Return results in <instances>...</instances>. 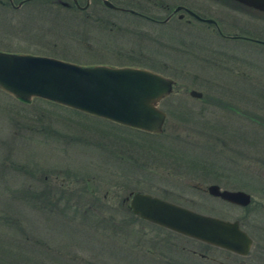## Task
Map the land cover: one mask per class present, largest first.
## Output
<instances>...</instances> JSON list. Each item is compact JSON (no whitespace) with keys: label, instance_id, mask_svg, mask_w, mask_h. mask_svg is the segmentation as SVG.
<instances>
[{"label":"rangeland","instance_id":"rangeland-1","mask_svg":"<svg viewBox=\"0 0 264 264\" xmlns=\"http://www.w3.org/2000/svg\"><path fill=\"white\" fill-rule=\"evenodd\" d=\"M159 1L191 4L221 18L228 33L244 31L248 24L253 35L264 38V15L242 11L228 0ZM214 48L255 61L248 83L253 92L246 80L232 78L228 54H220L222 62L215 60ZM0 50L82 65L144 66L175 82L158 102L166 113L160 133L39 98L22 101L0 89V263L264 264L263 44L222 37L205 23L175 15L164 23L150 22L103 7L99 0H87L83 10L51 0H25L18 6L0 0ZM190 88L202 95L190 96ZM75 174L89 178L98 196L107 190L115 206L123 192L139 190L238 219L252 239L249 252L240 255L148 223L123 208H101L99 215H111L107 223L88 224L80 222V215L69 217L71 209L61 216L55 205L41 210L31 205L30 190L45 196L51 182L57 195L59 178ZM186 179L242 189L250 202L240 206L221 200L186 185ZM67 196L68 201L74 197ZM61 217L68 222L57 224Z\"/></svg>","mask_w":264,"mask_h":264},{"label":"water","instance_id":"water-1","mask_svg":"<svg viewBox=\"0 0 264 264\" xmlns=\"http://www.w3.org/2000/svg\"><path fill=\"white\" fill-rule=\"evenodd\" d=\"M23 1L13 4L8 0L12 6ZM101 1L106 6L134 12L109 0ZM233 1L264 15V0ZM71 2L78 5L76 0ZM85 5L86 2L81 7ZM182 7L176 5L173 11ZM174 84L171 77L144 66L82 65L46 54L0 50V89L8 94L22 100L38 96L151 133L163 130L166 113L158 102L172 91ZM188 94L200 97L201 91L190 88ZM205 190L240 206L250 202V194L242 189L209 183ZM124 199L128 200L127 207L132 213L150 222L240 255L249 252L252 239L238 219L203 213L139 190L127 191Z\"/></svg>","mask_w":264,"mask_h":264},{"label":"flooded vegetation","instance_id":"flooded-vegetation-1","mask_svg":"<svg viewBox=\"0 0 264 264\" xmlns=\"http://www.w3.org/2000/svg\"><path fill=\"white\" fill-rule=\"evenodd\" d=\"M76 1L78 4L77 6L74 5L73 3L72 4L78 10H83L87 7V1H85L86 5L84 7H81V6H83L85 2L83 4H80L78 2V0H76ZM99 1L103 7H106L108 9L124 10L126 12H129L126 9H120V8L118 9V8H112V7L106 6L102 3L101 0H99ZM109 1L118 7L133 9L134 12H129V13H131L137 17L144 18L145 20L150 21V22L164 23V22H167L173 15H175L178 19H183L184 21H187V22H190L191 19H194L196 21L205 23V25L207 27H210L211 30L215 31L217 34H219L222 37L247 39V40L259 42V43L264 45V38H262L261 36L253 35L251 33V30H250L251 29L250 25L246 24L247 26L243 27L244 31L239 29L238 31L236 30V31H232V32L228 33L226 31H224L221 27V23H220V20L222 21L221 18H219V17L215 18L212 15L202 13V12L198 11L197 8L193 7L191 4L187 5V4L177 3L175 5H170L164 1H159V0H109ZM232 4H234V6L240 8L242 11L244 9L246 12H248V11L251 13L256 12L258 15V11H255L252 8L247 7L248 9H246L245 7H242L243 5H241L239 3L238 4L232 3ZM176 5H182L185 8H188L190 11H192L193 14L189 13L184 7L177 9L176 11H173V8ZM67 6L69 7V5H67ZM160 10L165 12V14L162 17H159L156 14V12L160 11ZM185 15H187V17ZM201 18H203V19H201ZM206 18H210L211 21H206L205 20ZM213 52H215V54H216L215 60L218 61V59L220 58L221 62L224 59L220 57V54L221 55H224V54L227 55L228 54L230 56V59L232 62H231V65L229 67H226V68H228V70H230V73L232 74V78L240 79L242 81L246 80V84H247L246 89L249 91L252 90L251 92L254 91L253 88L250 87V85H248V83L251 82L250 78L252 76V73L250 72V70H252V68L256 65L255 61L251 60V58L247 57V55H245V54H242V53L239 54V53L233 52V51H230V52L227 51L226 52V50H224V49L221 50L219 48H214ZM221 65H222V63H221ZM201 95H202V92H201ZM67 172H70V171H67ZM70 176H72V178H68V175L66 178H64V177L59 178V184L57 185V195L55 194L56 192L51 193V188H52L53 184H51V182H49L50 191H48V193L45 195V197H42L43 200L41 199L40 201L36 202L34 206L38 207L41 210V209H52V207L55 205L56 209H58V213H60L61 216L64 213L63 208L66 209V211H65L66 215H69L67 213V209H71L72 211H71V214L69 215V217L74 218V216H75L76 217L75 219H77L79 216L78 208L80 207V205H82L81 207H84V209L82 211L83 213L85 212L86 208L92 209V211L94 209H97V205L100 206V209L101 208L110 209V207H117V208H123V209L128 210L131 214H133L134 216H136L139 219H142L143 221H148V220H146L142 217H139L138 215L132 213L128 209V207H127L128 200L124 199V194L129 190H126L125 192H123L121 194V199L115 202L117 204V206H115L112 204L113 201H111V198L108 197L107 190L101 192V195L98 196L99 191H98L97 187L94 186L92 183L91 184L88 183L89 178H86L87 182L85 181V178H84L83 180L86 184L84 186H81L79 183H80V181L82 182V180L78 179L79 178L78 174L70 175ZM63 178L66 180H64ZM64 181H65V183L66 182L68 183L67 187L65 189H67L70 193H72L71 197L74 196V197H72L71 201H68V198L67 199L64 198V187H63ZM183 182L186 185L191 186L192 188H195L198 190H203V191L205 190V187L207 185V184L202 185V184L194 183V182H191L189 179H186ZM211 183H216V182H211ZM221 188H224V187H221ZM35 191H38V190L33 189V193H35ZM79 191H82V192L85 191L86 192L85 195H86L87 201L85 200V201L80 202V200L78 199ZM29 192H30L29 198H31L32 197L31 190ZM143 192H146V191H143ZM113 194H114V192H113ZM153 195H155V194H153ZM46 196H48V198H46ZM97 197H100L101 200L95 201V198H97ZM215 197H218V196H215ZM32 198H36V196L34 195ZM162 198H164V197H162ZM218 198H220V197H218ZM164 199H166V198H164ZM167 200H169V199H167ZM221 200H223V199H221ZM49 207H51V208H49ZM100 209L96 210V212L98 214H99ZM107 214H110V213L107 212ZM56 222H57V224L62 223V217L60 218V220L57 219ZM149 222L150 221H148V223ZM150 223L155 224L153 222H150ZM44 256H46V255H44ZM0 264H2V263H0Z\"/></svg>","mask_w":264,"mask_h":264},{"label":"trees","instance_id":"trees-1","mask_svg":"<svg viewBox=\"0 0 264 264\" xmlns=\"http://www.w3.org/2000/svg\"><path fill=\"white\" fill-rule=\"evenodd\" d=\"M25 1V0H24ZM52 2H55L56 4H59V5H61V6H66V7H68L67 5H63V4H60L59 2H57L56 0H51ZM229 2H231V3H236V4H238L237 2H235V1H233V0H228ZM69 4V7H71V6H73V4H72V2H68ZM129 5V4H128ZM32 98V97H31ZM30 98V99H31ZM33 98H39V99H42V100H45V101H47V102H49V103H52V104H55V105H58V106H61V107H64V108H68V106H66V105H63V104H60V103H57V102H54V101H51V100H48V99H44V98H41V97H38V96H33ZM16 99H19V98H16ZM19 100H22V99H19ZM22 101H28V100H22ZM69 108H71V107H69ZM72 109H75V108H72ZM75 110H77V109H75ZM80 111V110H79ZM87 113V112H86ZM90 114V113H89ZM94 115V114H93ZM97 116V115H96ZM100 117V116H99ZM109 120V119H108ZM110 122H113V123H116V124H119V123H117V122H114V121H111V120H109ZM121 125H123V124H121ZM124 126H127V125H124ZM127 127H129V128H134V127H131V126H127ZM136 129V128H135ZM145 132V131H144ZM148 133V132H147ZM28 170V169H27ZM27 170H25V171H27ZM84 178H86L85 176H80L79 175V178L78 179H80V180H82V182L80 181V185L81 186H84L86 183L84 182ZM85 181H86V179H85ZM87 182V181H86ZM66 184V183H65ZM66 188V187H65ZM64 188V198L65 199H67L68 198V196H67V194H69L70 196L72 195V193H70L67 189H65ZM32 193H33V190L31 191V195H32ZM35 196L37 197V198H33V199H35V201L31 204L32 206H34L35 205V203L36 202H38V201H40L41 199H42V197H45L44 196V194H43V192H42V194H41V192H39V191H35ZM86 192L84 191V192H82V191H79V193H78V199L80 200V202H82V201H87V198H86ZM33 197V196H32ZM41 197V198H40ZM40 198V199H39ZM70 198V197H69ZM43 200V199H42ZM69 200V199H68ZM101 200V198L100 197H97V198H95V201H100ZM82 206V205H81ZM79 208H82L81 210L79 209ZM78 208V210H79V215H80V222H82V223H88V224H90V223H92V224H99L100 223V219L102 220V219H104V221L106 222V220H109L110 219V217H111V215L110 214H106V216H101V215H99L97 212H96V210L97 209H100V206L99 205H97V209H94L93 211H92V209H85V212L83 213L82 211H83V209H84V207H79ZM68 210V209H67ZM65 211H66V209L65 208H63V214H65ZM100 211V210H99ZM69 219V218H68ZM64 221L65 222H68L67 221V219H62V224H64ZM107 223V222H106ZM15 247H18V248H21V245H15ZM11 260H13V261H15L14 260V258H11ZM15 264H17V263H15Z\"/></svg>","mask_w":264,"mask_h":264}]
</instances>
